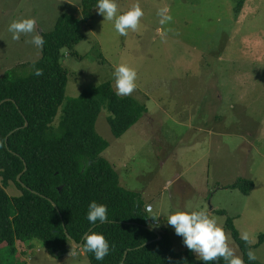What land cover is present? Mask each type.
<instances>
[{"label":"rangeland","instance_id":"rangeland-1","mask_svg":"<svg viewBox=\"0 0 264 264\" xmlns=\"http://www.w3.org/2000/svg\"><path fill=\"white\" fill-rule=\"evenodd\" d=\"M117 2L120 14L140 5L144 15L138 28L121 36L96 9L85 24L78 55L66 51L62 59L69 72L65 104L107 82L115 88L118 65L135 69L137 87L123 97L136 99L147 113L116 138L108 123L111 114L103 110L96 131L109 148L102 156L115 166L121 186L159 213L156 221L148 213L159 223L152 228L166 229L177 252L187 247L167 224L168 215L200 209L216 219L229 247L243 259L226 223L231 218L239 236L247 233L253 246L264 236V0ZM78 3L0 0V70L42 56V48L26 42L31 34L11 38L13 20L35 18V32L42 35L53 31L63 14L82 18ZM163 9L172 20L162 25ZM239 179L254 182L250 195L227 188ZM7 193L21 194L15 184ZM220 210L226 215L215 212ZM72 248L56 257L39 240L18 244L14 252L3 244L0 264H91ZM252 250L255 261L264 264V241Z\"/></svg>","mask_w":264,"mask_h":264},{"label":"trees","instance_id":"trees-1","mask_svg":"<svg viewBox=\"0 0 264 264\" xmlns=\"http://www.w3.org/2000/svg\"><path fill=\"white\" fill-rule=\"evenodd\" d=\"M96 4L82 0V18L63 14L53 31L42 34L45 43L38 61L0 70V245L14 252L18 244L31 246L39 240L50 254L65 257L73 249L70 238L81 243L94 228L90 234H103L110 253L97 261L82 247L91 264H203L189 249L177 252L166 229L160 231L161 239L147 229L149 215L141 196L121 186L115 166L102 156L109 148L96 131L103 110L111 114L113 136L120 138L147 108L132 97L117 96L110 82L65 104L69 72L62 59L66 51L78 55L76 47L86 39L84 27L95 16ZM36 69L43 75L36 76ZM11 184L21 192L18 197L8 195ZM227 188L250 195L255 184L239 179ZM93 201L107 205L108 222L89 223ZM226 224L244 262L262 264L249 261L247 252L264 236L253 246L241 239L231 218ZM218 264H225L223 258Z\"/></svg>","mask_w":264,"mask_h":264},{"label":"clouds","instance_id":"clouds-1","mask_svg":"<svg viewBox=\"0 0 264 264\" xmlns=\"http://www.w3.org/2000/svg\"><path fill=\"white\" fill-rule=\"evenodd\" d=\"M96 8L98 13L104 17L105 21L113 22L114 29L121 36L127 34L128 29L135 31L143 17L144 12L139 4L133 6L131 10L120 14L117 0H97ZM167 9H163L160 24H165L172 20L169 15H164ZM36 19L22 18L13 20L8 31L11 33V38L18 41L21 35L31 34V39L27 43L35 45L37 48H42L45 40L42 35L35 32ZM36 76L43 75L42 69H36ZM115 88L117 96H128L133 93L137 85V72L135 69L120 64L115 68ZM147 212L150 213V218L153 221L158 220L159 213L153 211L151 205L147 206ZM87 220L90 224L95 225L97 221L101 223L108 222V207L105 204H97L95 201L89 204L87 212ZM149 221V226L158 227V224H152ZM167 224L174 228L175 234L183 237V243L191 252L195 253L203 264L209 262H217L218 258H223L225 264H245L240 256L234 254V250L229 247L228 236L224 229L218 226L216 219L210 218L209 214L204 210L193 211H176L167 217ZM153 229V228H152ZM241 239L249 242L247 233L241 235ZM85 252L94 253L97 261H102L110 253V245L105 236L101 233L92 232L85 238ZM248 260L255 261L257 259L255 251L249 248L247 252Z\"/></svg>","mask_w":264,"mask_h":264},{"label":"water","instance_id":"water-1","mask_svg":"<svg viewBox=\"0 0 264 264\" xmlns=\"http://www.w3.org/2000/svg\"><path fill=\"white\" fill-rule=\"evenodd\" d=\"M2 104H3V103L0 104V107H1ZM27 126H28V123H26V126H25V127H27ZM18 181L21 182V175L18 177ZM53 204H54V203H53ZM54 206L57 208V206H56L55 204H54ZM93 229H94V228H93ZM93 229H91L90 232L93 231ZM147 229H149V230L155 232V233L159 236V239H161V234H160V232H158V231L152 229V228L149 226V221H147ZM90 232L87 233V234L85 235V237L83 238V240H82L81 243H77L75 240H73L72 238H70L71 241H72V243H73V247H74V248H77V249H82L83 244H84V241H85V238H86V236H87L88 234H90ZM126 257H127V253H126L125 259H126ZM125 259H124V261H125ZM123 264H124V263H123Z\"/></svg>","mask_w":264,"mask_h":264},{"label":"crops","instance_id":"crops-1","mask_svg":"<svg viewBox=\"0 0 264 264\" xmlns=\"http://www.w3.org/2000/svg\"><path fill=\"white\" fill-rule=\"evenodd\" d=\"M62 1L66 2L71 7L74 5L73 3L76 2V0H73V2H72V0H62ZM77 7L79 9L80 3H78V6ZM80 11H81V8H80ZM80 250H81L82 255L84 256L85 255L84 251H82V249H80ZM74 255H76V253H74Z\"/></svg>","mask_w":264,"mask_h":264},{"label":"built area","instance_id":"built-area-1","mask_svg":"<svg viewBox=\"0 0 264 264\" xmlns=\"http://www.w3.org/2000/svg\"><path fill=\"white\" fill-rule=\"evenodd\" d=\"M152 224H158L157 222H153Z\"/></svg>","mask_w":264,"mask_h":264}]
</instances>
